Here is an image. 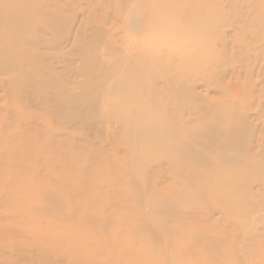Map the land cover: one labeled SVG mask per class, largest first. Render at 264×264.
<instances>
[{
	"label": "bare ground",
	"instance_id": "obj_1",
	"mask_svg": "<svg viewBox=\"0 0 264 264\" xmlns=\"http://www.w3.org/2000/svg\"><path fill=\"white\" fill-rule=\"evenodd\" d=\"M79 1L85 0H0V104L6 98L12 99L7 110L0 105V198L11 200L12 194L16 193L19 182L15 183L13 179V184L12 169L23 175L34 172L38 176L35 180H43L46 178L41 179L40 168L44 166L57 168L61 162L62 166L66 164L65 168H74L71 162L82 155L73 152L75 143L80 145L76 153L87 152L91 143V140L88 145L85 141L78 143L74 133H68L75 126L81 127L88 137L99 139L105 136L103 142L95 141L98 147L94 146L95 142L92 145L98 150L93 152L97 155L92 157V162L101 164L100 167L103 165L106 173L102 168L97 172L95 166L98 165L93 167L92 162L89 168L84 165L91 170V173H86V183L91 182L88 184L94 187L100 183L95 190L99 188L100 191L108 185L107 180H103L105 177L101 179L102 173L108 174L106 167H112V173L128 167H121L118 159L108 158L111 155H102L100 152L104 151V146H111L114 153L119 151V155L123 152L119 147L126 150L133 157L132 166L149 162L155 168L166 167L164 171L169 170V173L159 176L161 182L148 174L147 177L139 175V178L135 174V188L145 196L141 201L123 191L128 186L125 181L130 176L128 170H123H126L125 176L118 175L117 184L120 187L119 183H122L123 188L120 190L117 186L118 190L113 189V194L117 196L124 192L116 197L120 202L113 200L111 209L107 205L105 208V211L113 210L111 214L107 212L105 215L101 208L92 220L94 226L101 230L113 228V232L111 228L108 230L112 232L110 238L115 237L118 227L125 232H146L150 228L154 230L153 226L160 223L165 231L167 218L173 217L176 227H187V264H264V0H116L108 7L105 4L115 0H86L88 12L75 9L74 4ZM92 11H99L100 15L95 16ZM91 26L96 28L85 34ZM97 34L104 36L99 39ZM69 48L74 49L67 52ZM101 51L103 53L99 54ZM66 56L74 58V61H67ZM76 60L80 62L79 66ZM79 78L82 82L77 81ZM19 89L31 96L30 104L33 103L39 112L23 109L26 96H19ZM83 144L87 145L85 149L81 147ZM99 147L102 149L100 152ZM18 154L27 158L23 161V155L20 157ZM44 155L47 157L43 158ZM123 158L119 162L126 159ZM53 159L58 161L57 167L56 164L49 166L51 160L52 164L56 163ZM94 168L101 174L94 173L95 180L89 176ZM114 174L111 177L118 178ZM60 178L62 176L56 178L58 183L51 178L49 181L59 184ZM167 182L176 185L164 188ZM67 189L70 192L85 188L78 184ZM87 189L90 190L89 187ZM25 191L21 192L27 197ZM21 194L19 196L22 197ZM104 194L105 200L108 194ZM17 195H13L15 200L4 204L6 207L2 210L13 207L14 202L19 208L14 206L11 209L15 212L9 214L10 211H6L3 215H10V220L20 218V226L26 228L30 218L24 219L27 212L21 207V200L17 205L16 200L20 198ZM156 198H162L163 202L166 200L164 206L152 204ZM110 199L104 202H112ZM170 202L174 206L168 205ZM79 206L78 210L82 211L80 203ZM67 208L64 211L68 213ZM79 213L75 215L78 214L76 217L79 216L80 221L82 212ZM139 224L143 227L135 228ZM162 227L157 228L162 230ZM89 228L83 224L80 229H87L89 234ZM14 229L0 223V264H15L11 258L6 259L7 251L12 248L5 241L16 237L13 240L16 242L18 239L17 245L27 231ZM82 230H76L75 234L80 232L82 235L85 232ZM99 232L97 234H101ZM17 233L24 235L17 238ZM96 233L90 236L108 238L109 241L102 238L106 241L105 246L115 242V238L110 240L105 234ZM144 233L140 232V237L134 239V246L139 244L145 248L149 244V235ZM126 236L122 240L119 238L120 244L132 245L131 235ZM154 239L149 246L151 248L156 242ZM178 239H175L177 242L172 240V249L175 248L173 243L178 246ZM30 242L28 246L25 244L26 248L23 244V247L19 246L25 248L24 251L27 248L31 250L29 247H33L31 244L35 242ZM70 242L73 243L64 242L69 250ZM158 244L162 245L160 241ZM244 244H252V247L248 250ZM195 245L213 250L216 255L192 254L189 248ZM19 246L17 249L20 251ZM46 246L38 250L43 252ZM82 246L81 249L88 254L90 248L87 252L85 250L91 246ZM174 250L176 254L177 248ZM247 250L248 255L251 254L249 260ZM49 251L50 248H45L44 253ZM55 252L48 254L60 257L61 254ZM119 253V261L125 259L126 262L127 258L122 257L124 253ZM161 253L163 251L157 252L160 259L163 257ZM65 255L61 258L65 259ZM67 255L71 258L69 252ZM75 255L73 264L75 261L82 264L76 259L78 255L91 258H86L89 262L94 261L90 254L91 257L82 252ZM115 255L111 260H117ZM136 257L130 258L137 261L140 256ZM84 261L83 264L86 263ZM137 264L147 263L140 258Z\"/></svg>",
	"mask_w": 264,
	"mask_h": 264
},
{
	"label": "rangeland",
	"instance_id": "obj_2",
	"mask_svg": "<svg viewBox=\"0 0 264 264\" xmlns=\"http://www.w3.org/2000/svg\"><path fill=\"white\" fill-rule=\"evenodd\" d=\"M113 3V5H114V3H116V0L114 1V2H111V3H106L105 5H106V7H108V5L110 6L111 4ZM104 5V6H105ZM86 6H88L87 5V1L85 0V1H79V2H75V4H74V7H75V9L77 10V11H80L81 9L83 10V9H85L86 11L85 12H88L87 10V7ZM84 12V13H85ZM93 12V11H92ZM100 15V13H99V11L96 13V12H93V15H95V16H98V15ZM95 26H97V25H95ZM92 28H96V27H92L91 26V28H89V29H87L86 31H85V34L90 30V29H92ZM98 35V34H97ZM104 36V34H99L98 36H97V38H99V39H101L102 37ZM99 39H97V40H99ZM74 49V48H73ZM73 49H71V48H69L68 50H67V52H70L71 50H73ZM103 52L101 51L99 54H102ZM65 59L67 60V61H74V58H72V57H70V56H66L65 57ZM76 62V64L79 66V64H80V62L79 61H75ZM81 66V65H80ZM82 67V66H81ZM68 71V70H67ZM67 71H65L64 72V74L66 75L67 74ZM69 72V71H68ZM80 79V78H79ZM78 82H82V78L80 79V80H77ZM20 91L18 92V94H19V96H26V100L25 101H27L26 103H25V101H23V103H22V106H23V109L25 110V111H27L28 112V110L30 109L31 111H33V112H35V111H37L36 110V108H35V106H33L32 104H30L31 103V96L30 95H27L22 89H19ZM16 100H14V102H15ZM17 104V103H16ZM1 108H3L4 110H7V108H10L11 107V105H12V99L10 100V98H6L1 104ZM37 112H39V111H37ZM4 114H6V112H4ZM81 125V124H80ZM82 130H83V128L81 129V127H76L75 126V128H74V130L73 129H69L68 130V133H74V136L75 137H77L76 139V141H78L79 140V142L78 143H82L83 141H85V143L88 145L89 144V142H90V140H91V145L89 144L88 146L91 148L90 150H89V148H88V146L87 145H84L83 144V146H81V147H83L84 149H85V147L87 146V152L85 151V152H83L82 150V152L84 153V155H83V153L82 152H80L79 150V152L80 153H76L75 152V150H76V148H80V145L78 146L76 143H75V148L74 149H72V150H74L73 152L77 155H81L80 157H79V159H75L76 161H78L79 160V164L78 163H74V161L73 162H71V164L74 166V168H72V166L71 167H68V166H66L67 168H70V169H67V168H65L64 166L66 165L65 163L63 164V166L61 165V162H60V165H59V163L57 164V162L56 163H54V164H52L53 163V161L51 160L50 162V164H49V166H51V165H55L56 164V167H57V165H59L58 167L60 168V166H62L63 168H60V169H57V168H53L52 166L51 167H47V166H44L43 168H40V171H41V174H42V178L41 179H43V178H46V179H43V180H39V178L37 179V180H35L38 176H36L35 175V173L33 172H30V173H27V175H23L22 173H19L20 171H16L15 169L13 170L12 169V175H11V180L13 181V184H15V183H18V184H16V189H15V191H16V193H18L19 195L22 193L21 191L24 189V190H26L25 191V194L24 195H26L27 197H24L23 196V193L21 194L22 195V197L21 196H19V195H17L16 193H14V194H12V201H13V195H17L18 197H20L18 200H16L17 201V205H18V202L22 205L21 207H23L24 208V210H25V213L27 214H25V220H28L29 218H30V223H29V225H28V227H26V228H23V227H21L20 226V222H21V219L20 218H17V217H15L14 215V213H12V218H16L17 220H14V219H12V220H10L9 219V216L10 215H8V216H5L6 214L4 213V212H6V213H8L9 211V214H11V211H13V212H15L16 210H12L13 208H15V207H18L19 208V206H15V202H14V204H12L13 205V207L12 206H9V203L11 204V200H5L6 198H0V223H2V225H4V226H9L10 228L12 227V229H14V230H16V229H22V230H20L21 232H24V231H27L26 232V238L24 237V238H21V243H19V244H17L18 246L19 245H21L22 246V244H23V242H24V240H26L25 242H27V244L24 242V247H25V244H26V246H28V244L29 243H31L30 241H32V243L33 242H35V244H39L38 246H40L41 244V246L42 247H44V246H46L45 248L46 249H48V248H50V251L48 252V253H51V252H55L57 249H58V251H56L55 253H57L58 252V254L61 252V250H63L64 251V254H66L65 255V259H63V256H64V254H62L63 253V251H62V253H60L61 255H63L62 256V258H61V255H60V257H58V255H56V257L55 256H50L48 253L46 254V252L44 253V251H45V248H43L44 249V251L42 252L41 250V248L42 247H39L38 248V246L36 245L35 246V244L33 245V244H31L33 247H29V248H32L31 250L30 249H26L25 251H24V249L26 248H22L21 246H19L20 247V251H19V248L17 249V245L15 244L17 241H18V239H16L17 241L15 242L13 239H15V238H12V239H10L9 238V240L10 241H8V238H7V240L5 241V244L10 248H12V250H9V251H7V255H6V259H9V258H11V260L12 261H14L15 262V264H73V260H72V258H73V256H74V258H75V254H77L78 255V252H82V254L83 255H88V254H90V255H92V259L94 260V261H91L90 260V262H91V264H93V262L94 263H96V261H97V264H99V263H101V264H120L119 262H121V264H127L129 261H130V257L132 256V257H135V256H140V257H138L139 259H137V257H136V259H137V261L136 260H132L131 259V262H129L130 264L132 263V261H135V262H140V258H141V261L142 260H144V261H146V263L147 264H187V259H186V256H187V227L186 226H184L182 229L181 228H178V227H176V222H175V220L176 219H174L173 217H169V218H167V219H169V221H168V225L166 226V227H164L165 228V231H167V232H165L164 231V229H163V227L160 225V223H159V225L157 226V227H162V230H161V228L160 229H158L157 227H155V226H153V228H154V230H152V228H150L149 229V231H141V230H137V231H131V232H125V230L124 229H121L120 227H118L116 230H115V228H114V230H115V242L114 243H109L108 244V246H105V243H106V241L108 240V238H103V237H101V236H98L99 238L101 237V240L100 239H98V237L96 238H93V237H91L90 235H93V236H95L94 234L100 229L99 227H97V226H94V222L92 221L93 220V217H95V215H96V212L99 210H101V208L102 209H104V211H105V208H107V206H108V209H111V204L115 201V202H117V201H119L120 202V199H116V197L117 196H119L120 194L121 195H123V193L125 192V190L126 191H128V193H129V196H131L133 199H136V200H138V201H141L143 198H145V196H144V193L143 192H141V191H139V190H137L135 187L137 186V184H136V182L135 183H133L134 181H135V176L137 175L138 177L137 178H139V175H141L142 176V174H143V176L144 177H147V175L146 174H148V176L149 177H152V178H156V179H158V182H161L162 180H161V178H159V176L160 175H164V173H169V170H168V172H167V170L166 171H164L165 169H166V167H164L165 169H162V168H160V169H158V168H155V165L154 164H152V163H149V162H147V163H144V164H137V166L136 165H131V159H133V157H132V155L130 154V153H127V151L126 150H124L123 148H120L119 147V150L120 151H123V152H120V153H122L121 155L124 157V158H126V159H124L123 157V162H121L122 161V158H121V155H119L118 154V152L117 153H114L115 151L114 150H112L111 149V146H108V148H107V146H104V148H103V146L101 147V148H103L104 149V151L102 152L101 150V148H100V150H99V152L100 153H102V155H103V153H106L107 154V156L109 155H111V157H108V158H113L115 161H116V159H118V163L119 164H121L122 166L121 167H124L125 165H128V167L127 166H125L124 168H121L122 169V171H120L118 168H120V165H118L119 167L118 168H116V169H118L117 171H120L121 173V175L118 173L117 174V171H113V173L111 172V170L112 169H110V168H112V167H106V171H107V175H105V174H103V173H106L104 170H105V167H104V170H103V165L100 167V165H99V163H93L92 162V160L94 159V158H92V157H96V155H97V153L95 154H93V152H98V150H96V148L94 149L93 147L95 146V147H98V146H96V145H98L97 143L99 142V141H101V142H103V140H104V137L105 136H101V138H99V139H95V138H92V137H88L87 135H86V133H84V130H83V132H82ZM41 131V130H40ZM76 132H77V134H78V136H76L77 134H76ZM67 133V132H66ZM53 134V133H52ZM82 135V136H81ZM85 137V138H84ZM87 141V142H86ZM95 141H97V143L95 142ZM94 142L96 143L95 145H94ZM101 142L99 143L100 145L99 146H101ZM84 143V142H83ZM93 143V144H92ZM92 145H94L93 147H92ZM78 146V147H77ZM106 147V148H105ZM78 148V149H79ZM82 148V149H83ZM98 148V149H99ZM110 150V151H107V150ZM90 151V152H89ZM111 151H113V152H111ZM88 152H89V154L91 155H89L88 154ZM108 152V153H107ZM111 152V153H110ZM113 153H114V155H113ZM105 154V155H106ZM19 155V154H18ZM21 155H23V154H20L19 156L20 157H22ZM86 155V156H85ZM95 155V156H94ZM99 155V154H98ZM101 155V156H102ZM118 155V156H117ZM178 155H180V154H178ZM18 156V157H19ZM106 156V157H107ZM129 156L131 157V158H129ZM20 157L18 158V159H20ZM45 157H47V156H45L44 155V157L43 158H45ZM78 157V156H77ZM24 158H27V157H25L24 155H23V157L21 158V160H25ZM29 158H31V156L30 157H28V159ZM55 158V157H54ZM90 158V159H89ZM92 158V159H91ZM169 158V157H168ZM56 159V158H55ZM121 159V161L119 162V160ZM57 160V159H56ZM86 160H87V162H86ZM165 160H167L166 158H165ZM30 162V161H29ZM80 162H82V163H80ZM86 162V163H85ZM90 162H92V165H91V163ZM47 163V162H46ZM74 163V164H73ZM90 163V164H89ZM123 163H126V164H123ZM71 164H69V165H71ZM75 164H76V166H75ZM89 164V165H88ZM87 166V168H89V166L91 165V166H93L94 167V165H98V166H95L96 168H97V172H99V170H100V168H102L101 170H103V173H102V175L101 174H99V173H97L96 172V170H95V168H94V172H92L93 174H90L89 176H90V179H94V173L96 174H98V176H100L101 175V179H102V177L104 178H106V179H103V180H107L106 182H107V184L108 185H106V186H103L104 187V189H100V191H99V188H97V190H95L96 189V187H100L99 185H100V183L98 182V181H100V182H104L103 180L101 181L99 178H97V185H95V187L93 186V185H90V184H88V183H91V182H88L87 181V183H86V180H88V179H86L87 177H88V175H87V177H85L86 176V173H88V172H90L91 173V170H89V169H87L85 166ZM124 165V166H123ZM131 165V166H130ZM14 166H17V165H14ZM90 166V167H91ZM92 167V168H93ZM98 167H99V169H98ZM130 167H132V169L130 168ZM136 169H135V168ZM15 168H17V167H15ZM35 168V167H34ZM113 168H115V167H113ZM18 169V168H17ZM20 169V168H19ZM67 169V170H66ZM116 169H114V170H116ZM124 169H127L128 170V174L130 175H126V176H129V177H127V178H125V177H122V178H125V179H127V180H125V179H122V178H120V179H122L123 180V183L126 181L127 183H128V186L122 191V193H120V192H118V193H120L119 195L117 194V196L115 195L116 193H114L113 194V189H115L117 186H118V184H117V181L119 182V176H125V172H126V170L125 171H123ZM109 170V171H108ZM17 173H16V172ZM133 171H134V173H133ZM154 171V172H153ZM156 171V172H155ZM102 172V171H101ZM124 172V173H123ZM114 174V173H116L117 175H115L116 177L118 176V178H114L113 179V177H111L112 176V174ZM137 173V174H136ZM13 174H14V176H13ZM127 174V173H126ZM136 174V175H135ZM146 176H145V175ZM154 174V176H152ZM56 175H58V177L56 176ZM72 176V175H74L73 176V178H71V176H70V178L69 177H67L66 178V176ZM93 177H92V176ZM15 176H17V177H15ZM26 176V177H25ZM45 176V177H44ZM56 176V178H59L60 176H62V178H60L59 179V184H55V183H53L54 181L55 182H57L58 183V179H56V178H54ZM64 176V177H63ZM95 177H97V176H95ZM131 177H132V179L133 180H131ZM17 178V179H16ZM35 178V179H34ZM50 178H51V180H54L53 182L52 181H49L50 180ZM54 178V179H53ZM63 178H66L65 180H63ZM13 179H15V183H14V180ZM19 179V180H18ZM22 179V180H21ZM56 179V180H55ZM89 179V180H90ZM118 179V180H117ZM27 180V181H26ZM62 180V181H61ZM95 180V179H94ZM117 180V181H116ZM122 180H121V182H122ZM125 180V181H124ZM24 182V183H26V184H24V183H20V182ZM48 181H49V183H48ZM61 181V182H60ZM96 181H92L93 182V184L94 183H96ZM28 182H29V184H28ZM52 182V183H51ZM105 182V183H106ZM174 182H167L166 184H164L163 185V187L164 188H167V187H171V186H174V185H176V184H173ZM67 184V185H66ZM70 184V185H69ZM82 185L83 184V187L85 188V189H83V190H71L70 192L68 191V187L69 186H74V185ZM87 185V187H89V189L91 190V189H94V190H92L91 192H90V190L88 191V189H87V187L85 186V185ZM92 184V183H91ZM122 185V183H119V185ZM136 186H135V185ZM19 185L21 186L20 187V189L19 188H17V187H19ZM24 185L26 186V187H24ZM28 185L30 186V187H28ZM89 185V186H88ZM120 185V187L118 186L117 188L119 189L120 188V190H122V186ZM63 186H64V188H63ZM67 186V187H66ZM91 186H93L92 188H91ZM130 186V187H129ZM102 187V186H101ZM122 187V188H121ZM130 188V189H128L127 190V188ZM22 188V189H21ZM107 188V189H106ZM116 188V190H118ZM18 189V190H17ZM106 189V190H105ZM110 189V190H109ZM116 190L114 191V192H116ZM119 190V191H120ZM129 190H130V192H129ZM14 191V192H15ZM94 191H97V192H99V193H97V192H95V193H93ZM105 191V192H104ZM109 193H108V192ZM19 192H21V193H19ZM29 192V193H28ZM89 192H90V194H89ZM100 192H102L101 194H100ZM71 193V194H70ZM104 193H106V195L109 197V199H110V201H112V202H107V204H106V202H104V201H109V199H108V197L106 196V198H105V200H104V196H105V194ZM63 194L65 195L64 197H63ZM96 194V195H95ZM97 194H98V196H97ZM104 194V195H103ZM85 195H87V197L85 196ZM125 195V194H124ZM60 196H62L63 197V199L65 198V200H63L62 199V197H60ZM88 196H90V198L88 197ZM93 196V197H92ZM102 196V197H101ZM18 197H16V198H18ZM67 197V198H66ZM91 197H92V199H91ZM101 197V198H100ZM121 197H123V196H121ZM121 197H119V198H121ZM135 197V198H134ZM24 198V199H23ZM115 198V199H114ZM68 199V201H67V203H66V200ZM98 201V199H100V202H96V200ZM15 200V199H14ZM90 200H93V201H90ZM102 200H103V202H102ZM114 200V201H113ZM153 200V199H152ZM9 201H11V202H9ZM90 201V202H89ZM2 202V203H1ZM7 202H9L8 203V208H6V209H8V210H6L5 211V207H6V205H4V204H7ZM82 202V203H81ZM92 202V203H91ZM95 202H96V204H95ZM118 202V203H119ZM65 203V204H64ZM71 203V204H70ZM79 203L81 204V210L82 211H79L78 210V208H80V206H79ZM94 203V204H93ZM99 203H100V205H99ZM103 203V204H102ZM166 203V200H164V202L162 201V198H156V199H154L153 201H152V204H156L158 207H160V206H164V204ZM19 204V205H20ZM70 206H69V205ZM92 204H93V206H92ZM105 204V205H104ZM109 204V205H108ZM66 205H68L67 207L69 208V210H68V208L66 207ZM72 205L74 206V207H72ZM107 205V206H106ZM168 205H171V206H174V203L173 202H170ZM15 206V207H14ZM65 206V207H64ZM79 206V207H78ZM2 207H4L3 208V210H2ZM71 207V208H70ZM78 207V208H77ZM12 208V209H11ZM65 208H67V211H69L68 213L67 212H65L66 210H65ZM72 208H74V209H72ZM95 208V209H94ZM71 209V210H70ZM84 209V210H83ZM108 209H106L107 211H105V215H107L108 213L107 212H110ZM65 210V211H64ZM85 211V212H84ZM113 210H111V212H112ZM78 212H80L79 214H81V212H82V216L80 215V221L78 220L79 218V216L78 217H76L77 215H75L76 213H78ZM111 212H110V214H111ZM3 213L5 214V215H3ZM17 213V212H16ZM70 213H72V214H70ZM92 214V215H91ZM3 215V216H2ZM72 217H71V216ZM5 217H7V218H5ZM28 217V218H27ZM27 218V219H26ZM20 220V222H19V220ZM68 220H70V221H68ZM34 221L36 222V223H34ZM128 221V220H127ZM67 222V224H64V223H66ZM71 222V223H70ZM130 222V221H129ZM39 223V224H38ZM69 223H70V225H69ZM85 224L86 226H87V228H89L88 230H90L89 231V234H87V232H86V230H82V229H80L81 227H83V224ZM131 223V222H130ZM36 224H38V225H36ZM43 224V225H42ZM62 224H64V226H62ZM40 225V226H39ZM89 226V227H88ZM66 227H68V228H66ZM138 228V227H143L141 224H139V225H136L135 226V228ZM65 228V229H64ZM111 227H108L107 229H104V230H101L100 229V232L99 233H101V234H97V235H106V236H108L109 237V234L111 233L112 234V232H113V228H111V231L112 232H109ZM84 229H85V227H84ZM168 229H171L170 231L168 230ZM181 229V230H180ZM61 230V231H60ZM77 230V232L78 231H80L81 232V230H82V232H84L82 235H79V233H76L75 234V231ZM109 230V231H108ZM152 230V231H151ZM74 231V233H71V232H73ZM153 233H151V232ZM180 231V232H179ZM109 232V233H108ZM136 232H137V234H136ZM140 232H141V234H143L144 232L146 233V235H147V233H148V235H149V239H148V241H150V242H148L149 244L147 245V243H145V245L144 246H146L145 248H142L143 247V245H142V247L141 246H138V248H136L137 246H134L135 244H134V239L136 240V239H138V237H140ZM143 232V233H142ZM164 232L167 234H164ZM172 232V233H171ZM179 232V233H178ZM122 233H125V234H122ZM126 233H129V235H131V238H129V239H131V241H132V245H130V246H126V245H124V244H120V240H119V238L121 239L122 237L124 238V235L126 236ZM132 233V234H131ZM144 233V234H145ZM150 233H151V235H150ZM158 233L162 236H160V237H158ZM22 235H24L23 233H21ZM20 233H17V238H19V237H21L20 235H21ZM81 234V233H80ZM133 234L135 235V236H133ZM179 234V236H177ZM122 235V236H121ZM128 235V237H130ZM147 235V236H148ZM170 236V239H169V236ZM41 236H43V238L41 237ZM90 236V237H89ZM110 236H112V235H110ZM114 236V235H113ZM117 236H118V239H117ZM121 236V237H120ZM154 236H155V239H154ZM174 236H176L175 238H174ZM127 237V236H126ZM125 237V238H126ZM127 237V238H128ZM178 237H179V239H178ZM44 238H47L46 240L48 241H46ZM107 239L106 241L105 240H103V239ZM110 238V237H109ZM113 238V237H112ZM112 238H110V240L112 239ZM113 238V239H114ZM159 238H162V239H160L159 240ZM163 238H164V240H163ZM23 239V240H22ZM42 241H44V243H43V241L42 242H40L39 243V241L40 240ZM68 240V241H73V243L72 242H70V250H69V246L67 247V245H66V243L64 244V242H68V241H65V240ZM153 239L154 240H156V242L154 243V245H152L153 247L151 248V247H149V246H151L150 244H152L154 241H153ZM158 239V240H157ZM174 239V240H173ZM175 239H178V241H179V243H178V246H179V248H178V246H176V244L177 243H173V245H175L174 247V249H176L177 248V252H176V254L174 253L175 252V250L174 249H172L173 247H172V240H173V242L175 241V242H177ZM38 240V241H37ZM122 240V239H121ZM36 241H37V243H36ZM46 241V242H45ZM109 241V240H108ZM123 241H124V239H123ZM153 241V242H152ZM161 242L162 243V245H160V244H158V242ZM7 242V243H6ZM77 243L75 246H73L74 245V243ZM152 242V243H151ZM170 242V243H169ZM183 242V243H182ZM12 243H14L15 245H16V247H15V249H17V250H15L14 249V244H12ZM72 243V244H71ZM79 243H81V245H79ZM181 243H182V245H181ZM11 246H10V245ZM44 244V245H43ZM46 244V245H45ZM68 244V243H67ZM82 244L83 245H85L86 247L89 245V246H91V247H87V250H85L86 252L88 251V248H90L91 249V251H90V249H89V251H90V253H89V251L87 252L88 254H85L84 253V251H83V249H81V246H82ZM134 244V245H133ZM157 244H158V247H157ZM159 245H160V247H161V249H160V251L162 252L163 251V253H161L162 254V256L163 257H161V259L159 258V257H157V252H160V251H157L156 252V250L158 249V248H160L159 247ZM245 245V247H247V249L249 250V248H251L252 247V244H244ZM13 246V247H12ZM30 246V245H29ZM36 248H35V247ZM59 247V248H57V247ZM72 246H73V248H72ZM76 246H79L78 248H76ZM85 246H82V248L84 247V248H86ZM93 246H95V247H93ZM48 247V248H47ZM60 247L62 248V249H60ZM66 247V248H65ZM93 247V248H92ZM104 247H106V248H104ZM142 248V249H140V248ZM54 248V249H53ZM55 248H56V250H55ZM63 248H65V249H63ZM68 248V249H67ZM146 248H148V250L151 248L152 249V251H148ZM153 248H154V250H153ZM169 248H171L170 250H169ZM34 249V250H33ZM38 249H41L40 251L38 250ZM72 249H74V250H72ZM76 249V250H75ZM77 249L79 250V251H77ZM106 249V250H105ZM143 249H145V250H143ZM200 250V251H198V250ZM16 251V252H14V251ZM22 250V251H21ZM28 250V251H27ZM60 250V251H59ZM68 250V251H67ZM82 250V251H81ZM166 250V251H165ZM173 250H174V252H173ZM189 250H190V252L192 253V254H197V252H203V253H205L207 256L209 255V256H215L216 255V252L215 251H213V250H207V249H205L204 248V246H199V245H195V246H193L192 248H189ZM247 250V252H246V257H248V260H249V256H251V254L249 253V255H248V251ZM47 251V250H46ZM168 251H169V253L171 252V254L170 255H168L169 253H168ZM40 252V253H39ZM68 252H69V255L71 256V258L70 257H67L68 255ZM71 252V253H70ZM112 252H114V253H116V255L115 254H113ZM119 252H122V253H124V255L122 256V257H124V258H127V260H128V262H127V260H126V262H125V259H123L124 260V262H123V260H121V261H119V256H117V254L119 253ZM156 252V253H155ZM165 252V253H164ZM167 252V253H166ZM42 253V254H41ZM43 253L44 254H46L48 257H46V255H45V257L43 256ZM103 253V254H102ZM128 254V256L126 255V254ZM52 254V253H51ZM110 254V255H109ZM120 254V253H119ZM129 254H131V256L129 255ZM166 256H165V255ZM1 255V254H0ZM40 255V256H39ZM90 255H88V257H91ZM98 255V256H97ZM112 255H115V256H117V260L119 261H117L116 260V258L115 259H112L111 260V258H114V256H112ZM121 255V254H120ZM176 255H178V257L176 256ZM82 256V255H81ZM80 256V257H81ZM94 256V257H93ZM166 257V259H165V257ZM192 257H194V255H191ZM78 258H76V259H79L80 260V262H82V264H83V260H85L86 261V263L87 262H89L88 260L89 259H91V258H87V256H84L85 258H83V256H82V258H83V260L81 261V258L79 257V255L77 256ZM122 257H121V259H122ZM142 257L143 258H145V259H142ZM184 257H185V259H184ZM47 258H49V259H47ZM88 260H87V259ZM98 258V259H97ZM148 258V259H147ZM5 258H2V260H4ZM67 259V260H66ZM135 259V258H134ZM147 259V260H146ZM150 259V260H149ZM151 259H152V262H151ZM163 259V260H162ZM0 260H1V258H0ZM96 260V261H95ZM139 260V261H138ZM72 261V263H70ZM75 261V260H74ZM85 261H84V263H85ZM102 261V262H101ZM154 261V262H153ZM89 262V263H90ZM117 262V263H116ZM133 263V264H137V263ZM167 262V263H166ZM79 264V261L78 262H76L75 261V264ZM85 263V264H86ZM88 263V264H89ZM128 263V264H129Z\"/></svg>",
	"mask_w": 264,
	"mask_h": 264
}]
</instances>
